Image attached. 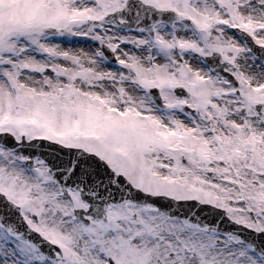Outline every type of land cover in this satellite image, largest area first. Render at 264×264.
Masks as SVG:
<instances>
[{
	"label": "snow or ice",
	"instance_id": "1",
	"mask_svg": "<svg viewBox=\"0 0 264 264\" xmlns=\"http://www.w3.org/2000/svg\"><path fill=\"white\" fill-rule=\"evenodd\" d=\"M0 264H264V0H0Z\"/></svg>",
	"mask_w": 264,
	"mask_h": 264
}]
</instances>
